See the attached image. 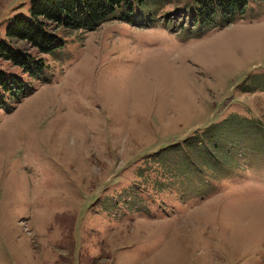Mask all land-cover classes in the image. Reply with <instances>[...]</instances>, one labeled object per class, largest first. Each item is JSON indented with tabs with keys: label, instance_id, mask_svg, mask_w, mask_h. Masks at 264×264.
I'll return each instance as SVG.
<instances>
[{
	"label": "rangeland",
	"instance_id": "1",
	"mask_svg": "<svg viewBox=\"0 0 264 264\" xmlns=\"http://www.w3.org/2000/svg\"><path fill=\"white\" fill-rule=\"evenodd\" d=\"M192 1L59 29L31 78L0 58L31 88L0 107V264H264V0Z\"/></svg>",
	"mask_w": 264,
	"mask_h": 264
},
{
	"label": "trees",
	"instance_id": "2",
	"mask_svg": "<svg viewBox=\"0 0 264 264\" xmlns=\"http://www.w3.org/2000/svg\"><path fill=\"white\" fill-rule=\"evenodd\" d=\"M125 1L129 3L130 0H30L28 15L15 14L6 26L4 37L0 38V58L19 67L22 74L31 78L44 67L43 55L62 46L63 40L58 36L57 30H94L113 18V13ZM171 3L174 4V0H171ZM247 3L248 0H194L191 11L193 17L202 25L216 12L228 15L234 10L242 11ZM30 90L21 75L0 68V107L7 99L21 98ZM225 123L229 124V120L224 119L222 124ZM251 123L253 126L248 125V128L259 126L258 123ZM253 138L254 134L248 133L241 140L249 142ZM261 138L264 139V129ZM201 141L203 139H200ZM200 142L199 144L204 141ZM171 147L174 145L169 144L165 149ZM187 152L186 147L185 153ZM222 154L224 157L216 156L215 162L211 163L215 171L225 169L229 156H232L229 150L223 151ZM186 157L193 156L187 154Z\"/></svg>",
	"mask_w": 264,
	"mask_h": 264
}]
</instances>
